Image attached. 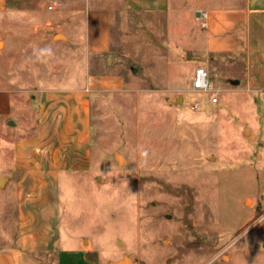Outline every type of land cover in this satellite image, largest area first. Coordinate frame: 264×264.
<instances>
[{"label": "rangeland", "instance_id": "374dc122", "mask_svg": "<svg viewBox=\"0 0 264 264\" xmlns=\"http://www.w3.org/2000/svg\"><path fill=\"white\" fill-rule=\"evenodd\" d=\"M52 1L8 0L0 48L29 99L91 86L93 171L62 179V230L90 238L104 264H264V91L234 84L241 65L213 55L216 90L193 89L206 62L187 48L201 37L186 17H150L125 0ZM98 6L115 12L111 48L89 54L86 10ZM12 138L0 129V179ZM4 183L0 245L16 231Z\"/></svg>", "mask_w": 264, "mask_h": 264}, {"label": "crops", "instance_id": "0c3cea01", "mask_svg": "<svg viewBox=\"0 0 264 264\" xmlns=\"http://www.w3.org/2000/svg\"><path fill=\"white\" fill-rule=\"evenodd\" d=\"M125 1L150 17L191 20V31L201 38L187 48L207 64L193 72L200 65L209 72L212 55L231 58L241 65L234 84L243 81L248 93L264 91V0ZM7 7L8 0H0V27ZM86 14L89 54L110 49L114 10L98 6ZM13 65L6 46L0 48V129L13 134L11 165L1 174L4 188L11 185L16 221L15 233L0 245V264H104L92 240L63 231L61 221L62 179L93 171L91 86H45L32 100Z\"/></svg>", "mask_w": 264, "mask_h": 264}, {"label": "built area", "instance_id": "2783aa9c", "mask_svg": "<svg viewBox=\"0 0 264 264\" xmlns=\"http://www.w3.org/2000/svg\"><path fill=\"white\" fill-rule=\"evenodd\" d=\"M56 3L57 0H53L49 3V7H56ZM203 15H206L205 12L203 13ZM192 88L204 92H213L214 90H216L214 82L210 78L209 72L206 67L200 65L196 68L193 76ZM211 100L214 102L218 101V95L216 94V91L211 96Z\"/></svg>", "mask_w": 264, "mask_h": 264}, {"label": "water", "instance_id": "95a60500", "mask_svg": "<svg viewBox=\"0 0 264 264\" xmlns=\"http://www.w3.org/2000/svg\"><path fill=\"white\" fill-rule=\"evenodd\" d=\"M57 34H58V35L61 34V35H64V36H65V34H63V33H61V32H60V33H57ZM235 82L238 83L239 80L236 79ZM172 98H173L174 100H176V101H179L180 99L183 98V95H182V94H179L178 96H176V97L173 96ZM3 179H4V178H1V179H0V182H2ZM126 258H127V257H125V259H126ZM123 262H125V261H124V260H121V263H123Z\"/></svg>", "mask_w": 264, "mask_h": 264}, {"label": "bare ground", "instance_id": "6f19581e", "mask_svg": "<svg viewBox=\"0 0 264 264\" xmlns=\"http://www.w3.org/2000/svg\"><path fill=\"white\" fill-rule=\"evenodd\" d=\"M59 35H61V34H59ZM129 260V258H127L125 261H128Z\"/></svg>", "mask_w": 264, "mask_h": 264}]
</instances>
